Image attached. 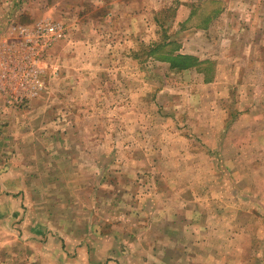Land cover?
Here are the masks:
<instances>
[{
  "label": "rangeland",
  "instance_id": "obj_1",
  "mask_svg": "<svg viewBox=\"0 0 264 264\" xmlns=\"http://www.w3.org/2000/svg\"><path fill=\"white\" fill-rule=\"evenodd\" d=\"M1 167L39 242L165 264L180 221L202 239L166 263L264 264V0H0Z\"/></svg>",
  "mask_w": 264,
  "mask_h": 264
},
{
  "label": "crops",
  "instance_id": "obj_2",
  "mask_svg": "<svg viewBox=\"0 0 264 264\" xmlns=\"http://www.w3.org/2000/svg\"><path fill=\"white\" fill-rule=\"evenodd\" d=\"M14 169L10 168H0V242L2 246H14L15 257L18 258L19 252L23 248V244H33V248L40 250V261L43 264H130L125 262L126 255H119L118 251L114 250L113 241L114 238L108 233L99 234H88L86 236L83 233L74 235L73 233L61 234L58 233L56 237L51 235L47 236L46 242H39L37 237H41L38 229H34L28 224L26 216H24V210L22 209V203L24 204V196H26V191L22 188V178L15 177L12 174ZM22 174L21 172H19ZM177 224H182V222L177 221L173 224L165 226L167 233L159 238V251L158 254H166L164 257L165 264L167 260H171V254L168 253V248L170 251H175L174 261H180L179 259L187 260L192 258L190 254H185L184 249L188 244L194 243L198 245L197 242H201L202 238H195L192 240L188 239L189 233H186L185 237H178L176 234L178 232ZM96 226V225H95ZM52 229V228H51ZM31 235V236H30ZM64 247L61 246L58 241L64 242ZM206 243L209 244V240L206 239ZM205 243V244H206ZM60 245V246H59ZM135 245V244H134ZM156 254V249L152 248H142L143 253L151 254V251ZM137 251V250H136ZM200 251L203 248L196 250L197 255L201 256ZM190 253V252H189ZM145 256V255H144ZM142 259L138 264H151L149 261ZM204 259L200 261V264H208L209 255H202ZM129 257H134L133 254ZM146 257V256H145ZM162 257L159 258V261ZM38 256L36 257V260ZM214 262V260L212 259ZM161 264V262H160ZM170 264H177V262H170Z\"/></svg>",
  "mask_w": 264,
  "mask_h": 264
}]
</instances>
